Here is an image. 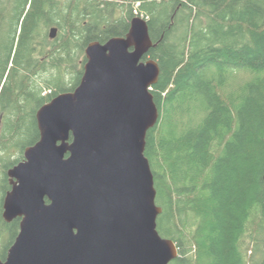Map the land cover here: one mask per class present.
<instances>
[{
    "label": "trees",
    "instance_id": "16d2710c",
    "mask_svg": "<svg viewBox=\"0 0 264 264\" xmlns=\"http://www.w3.org/2000/svg\"><path fill=\"white\" fill-rule=\"evenodd\" d=\"M119 1L0 0V196L6 170L40 138L38 109L73 91L79 54L85 64L89 43L125 36L137 12L161 69L145 154L158 231L179 248L170 264H264V0ZM2 202L0 239L13 234L4 261L19 221L3 220Z\"/></svg>",
    "mask_w": 264,
    "mask_h": 264
},
{
    "label": "water",
    "instance_id": "95a60500",
    "mask_svg": "<svg viewBox=\"0 0 264 264\" xmlns=\"http://www.w3.org/2000/svg\"><path fill=\"white\" fill-rule=\"evenodd\" d=\"M56 27L50 39L57 37ZM147 20L85 49L79 85L38 109L39 141L7 171L3 220L20 219L0 264H170L177 244L158 231L163 210L146 156L160 120L159 64ZM146 61H143L144 58Z\"/></svg>",
    "mask_w": 264,
    "mask_h": 264
},
{
    "label": "rangeland",
    "instance_id": "374dc122",
    "mask_svg": "<svg viewBox=\"0 0 264 264\" xmlns=\"http://www.w3.org/2000/svg\"><path fill=\"white\" fill-rule=\"evenodd\" d=\"M117 2V1H116ZM115 2V3H116ZM118 3V2H117ZM119 3L120 4H122V1L120 0L119 1ZM122 6V5H121ZM128 6H129V4L128 3H126V5H124V7H117L113 12H114V16H115V18H124L125 19V17H126V15H127V12H128ZM138 7V5H135V8H137ZM135 14V16H141V17H143L144 19H145V16L144 15H138L137 14V12H135L134 13ZM134 18V17H133ZM132 18V19H133ZM132 19H128V22L130 23L131 22V20ZM49 31H50V29H49ZM84 55H85V50H84ZM83 55V56H84ZM85 58H86V55H85ZM79 62H80V64H79ZM79 62H78V64H79V66H77V69H83L84 68V60H83V58L80 56V54H79ZM86 63V62H85ZM70 70H73V68H70ZM64 78H65V80H64V82L66 83V84H68V85H66V86H71V80H72V74L71 73H68L66 76H64ZM15 153H13V155H14ZM13 158H15L14 156L12 157V160H14ZM3 164L2 163H0V182L2 181V178L4 177V175H3ZM7 171L8 170H6V173H7ZM1 184V183H0ZM2 198H4V196L1 194V196H0V204H1V201H2ZM13 235V234H12ZM12 235L11 234H8V233H6V234H4L3 236H2V238L0 239V260H1V258L4 256V254L6 253V249L8 248V246H9V244H10V242H11V240H12Z\"/></svg>",
    "mask_w": 264,
    "mask_h": 264
},
{
    "label": "flooded vegetation",
    "instance_id": "af4514ba",
    "mask_svg": "<svg viewBox=\"0 0 264 264\" xmlns=\"http://www.w3.org/2000/svg\"><path fill=\"white\" fill-rule=\"evenodd\" d=\"M53 27H56V26H53ZM53 27H51V28H53ZM51 28H50V30H51ZM57 28V27H56ZM58 29V28H57ZM129 31V30H128ZM58 32H59V29H58ZM128 33V32H127ZM49 35H50V31H49ZM57 36H58V33H57ZM50 38V37H49ZM57 38V37H56ZM55 38V39H56ZM55 39H53V40H55ZM50 40H52V39H50ZM147 60V58L145 57L144 59H143V61H146ZM49 103V102H48ZM1 128H2V123H1V119H0V132H1ZM39 141V140H38ZM34 145V144H33ZM32 146V145H31ZM25 150V149H24ZM25 160V158H24V155H23V157L21 158V160L17 163V164H15L14 166H16V165H18L19 163H21V162H23ZM14 166H12V167H14ZM11 167V168H12ZM11 168H9V169H11ZM8 169V170H9ZM6 175H7V173H6ZM8 178V177H7ZM8 183H9V186H10V189H11V185H10V182H9V179H8ZM10 189L8 190V191H10ZM7 191V192H8ZM6 192V193H7ZM6 195V194H5ZM5 197V196H4ZM3 201H4V198H3ZM2 208H3V202H2ZM18 221H19V224H20V219H18Z\"/></svg>",
    "mask_w": 264,
    "mask_h": 264
}]
</instances>
